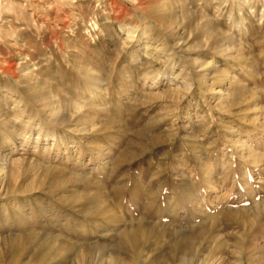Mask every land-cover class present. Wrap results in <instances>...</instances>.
<instances>
[{
	"label": "rangeland",
	"instance_id": "obj_1",
	"mask_svg": "<svg viewBox=\"0 0 264 264\" xmlns=\"http://www.w3.org/2000/svg\"><path fill=\"white\" fill-rule=\"evenodd\" d=\"M0 264H264V0H0Z\"/></svg>",
	"mask_w": 264,
	"mask_h": 264
},
{
	"label": "bare ground",
	"instance_id": "obj_2",
	"mask_svg": "<svg viewBox=\"0 0 264 264\" xmlns=\"http://www.w3.org/2000/svg\"><path fill=\"white\" fill-rule=\"evenodd\" d=\"M163 206V205H162ZM154 209V208H153ZM158 210V209H157ZM162 210V209H161ZM161 210H159V211H156L155 212V214H157L158 216L160 215V212H162ZM162 213H164V211L162 212ZM157 219V218H156ZM181 227V226H180Z\"/></svg>",
	"mask_w": 264,
	"mask_h": 264
}]
</instances>
